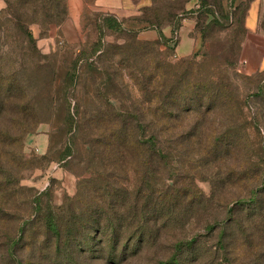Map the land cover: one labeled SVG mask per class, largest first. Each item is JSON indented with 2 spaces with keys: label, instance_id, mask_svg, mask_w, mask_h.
<instances>
[{
  "label": "rangeland",
  "instance_id": "1",
  "mask_svg": "<svg viewBox=\"0 0 264 264\" xmlns=\"http://www.w3.org/2000/svg\"><path fill=\"white\" fill-rule=\"evenodd\" d=\"M246 3L0 0V134L19 137L0 135L15 174L0 173V264H264V72L238 69ZM154 41L163 61L195 55L189 81L226 84L180 117L166 163L109 139L154 118ZM252 196L260 208L225 224Z\"/></svg>",
  "mask_w": 264,
  "mask_h": 264
},
{
  "label": "trees",
  "instance_id": "2",
  "mask_svg": "<svg viewBox=\"0 0 264 264\" xmlns=\"http://www.w3.org/2000/svg\"><path fill=\"white\" fill-rule=\"evenodd\" d=\"M119 24L120 23H117L116 30H121V26ZM27 37L30 41L33 40L32 34L29 33ZM160 37L163 39L161 34ZM133 44V49H138L136 47L140 45L139 42L137 40H134ZM158 44H160L159 41H154L153 43H150L148 45L150 54L149 56H151L150 59H152L153 61L156 60V64L152 72L151 81L153 84L151 111L154 118L151 121L147 122L148 128L147 126H145L144 121L139 120L135 124V127H137L138 131L131 138L128 134L129 127L126 121H121L119 123V127L115 131L116 133H114V136L109 139H111V144H114L113 148L119 150L120 153L126 151V148H128V145L131 143L133 149H135L136 151H140L141 153L145 151V153L150 154L151 156H153V158L156 157V160L160 158L162 163H166L165 159L166 157H168V151L171 145L169 136H171L172 134L178 135V131L180 129L178 123H182L180 117L182 115L189 116L190 114H196V112L199 111L198 102L200 98L209 97L211 94L217 96L218 93L222 92L226 84L214 80V77L212 76H197V80L193 79L192 82L189 81V78L193 76V67H197L199 65L198 63L200 62L195 61V55L188 59H183L176 64L166 62L159 58ZM184 66L186 70L184 69L181 73H179V68H184ZM158 76H161L162 78L159 79L157 78ZM77 78V71H74L73 73L68 75L67 79L74 81ZM4 84L5 83H0V89L8 90L9 87L5 89L4 87H6L7 85ZM166 89L168 90V94L166 92ZM207 108L208 110H210V107ZM66 119V124L69 128H74L79 123L72 114H68ZM110 129L113 133L114 128ZM145 130H149V136L142 135L143 131ZM0 135L2 136L3 140H8V145L11 146L15 144L19 139V137L12 135L7 131ZM5 152H7V150ZM138 161H140V163L142 164L144 163L143 159H139ZM167 163H169V161ZM0 173L5 175L7 174L6 176L8 177H15V174H12V172L5 167L1 159ZM8 179L9 181L11 180L10 178ZM258 198H256V196H252L250 198L236 200L233 203V206H231L227 210L228 217L224 220V222H226L225 224L231 221L235 216L236 213L233 212L235 208L240 209V211L244 210L245 212L246 210L252 211L253 208V210L260 208L261 204L257 203ZM37 205H39V203H37ZM109 221L111 222L110 226L112 227V221ZM49 225L51 226V228H57L55 222H50ZM206 227L209 230L213 228V226L211 225H208ZM180 245L181 244H179L177 249L180 248ZM172 260L174 261L171 263L180 264L178 259L172 258Z\"/></svg>",
  "mask_w": 264,
  "mask_h": 264
},
{
  "label": "crops",
  "instance_id": "3",
  "mask_svg": "<svg viewBox=\"0 0 264 264\" xmlns=\"http://www.w3.org/2000/svg\"><path fill=\"white\" fill-rule=\"evenodd\" d=\"M245 7V38L241 44V63L238 69L253 75L264 72V0H247ZM177 49L182 54H189L193 43L184 41Z\"/></svg>",
  "mask_w": 264,
  "mask_h": 264
}]
</instances>
